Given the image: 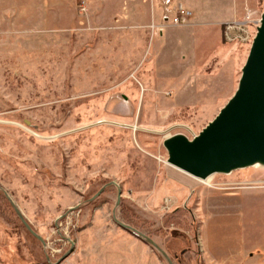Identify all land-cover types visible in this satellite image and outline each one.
<instances>
[{
	"label": "rangeland",
	"instance_id": "1",
	"mask_svg": "<svg viewBox=\"0 0 264 264\" xmlns=\"http://www.w3.org/2000/svg\"><path fill=\"white\" fill-rule=\"evenodd\" d=\"M190 1L216 7L213 31L155 34L176 3L193 21L182 0H159L154 24L153 0H0V264H168L114 217L174 264L264 255V166L204 182L171 166L163 145L198 135L232 97L264 0ZM233 19L244 32L224 39ZM188 62L180 91L155 83Z\"/></svg>",
	"mask_w": 264,
	"mask_h": 264
},
{
	"label": "water",
	"instance_id": "2",
	"mask_svg": "<svg viewBox=\"0 0 264 264\" xmlns=\"http://www.w3.org/2000/svg\"><path fill=\"white\" fill-rule=\"evenodd\" d=\"M256 32L247 60L241 68L238 86L212 121L192 139L181 133L164 139L163 145L168 151L167 161L199 179L217 172L227 174L254 164L264 166V10ZM103 190L104 188L97 191L90 201L99 196ZM120 197L119 188L117 204L120 202ZM7 198L25 229L43 244L45 241L42 237L31 228L8 196ZM114 220L157 248L168 264H174L149 236L115 217Z\"/></svg>",
	"mask_w": 264,
	"mask_h": 264
},
{
	"label": "crops",
	"instance_id": "3",
	"mask_svg": "<svg viewBox=\"0 0 264 264\" xmlns=\"http://www.w3.org/2000/svg\"><path fill=\"white\" fill-rule=\"evenodd\" d=\"M184 1L183 3H185L184 5L192 11V17L193 21H188L185 25H188L186 27H191L193 26V28L199 29V30H204V32L206 31H213L215 27H209L208 30H206L207 28V23H209L208 18L210 19V17H216L218 15L219 12H217L215 9L216 7H202V3H197L192 2L190 0H182ZM176 4H180V3H176ZM199 4V5H198ZM212 4H214L215 6H217V4H220L219 1H212ZM153 5H154V10L150 9V18L146 21V23L149 24V22L151 24H154L155 19L158 21L159 18V9H160V3L159 0H153ZM152 14V15H151ZM151 19V21H150ZM160 19V18H159ZM204 20V21H203ZM160 23H162V19L161 21H159ZM216 27H219V22L214 21ZM221 25V24H220ZM170 26H184L183 25H167L162 27V30L159 32H156L155 34H161L163 33V30L166 27H170ZM166 53V52H165ZM168 57H166V55L164 56V53L161 56L160 62L159 63H167L168 61ZM195 60V59H194ZM193 64H197L196 61H194ZM193 64L191 63H181L179 65V67L176 69V71L174 73H171L169 71L166 70H161L160 72V78L158 80L155 81V83H158L161 80H171L174 79V87H176V89H178L177 91H180L182 88V85L180 84V72L181 70L185 71L188 69L187 67L190 65L193 66ZM162 65V64H161ZM191 66V67H192ZM178 76V77H177ZM154 83V82H153ZM143 87V86H142ZM153 87V86H151ZM154 88V87H153ZM156 91L157 89L154 88ZM158 92V91H157ZM230 244V243H228ZM205 259L209 262V264H264V255L261 253H257L256 255H253L252 253H249L247 251H243V252H238V251H230L229 253H225V254H216V255H209L206 254Z\"/></svg>",
	"mask_w": 264,
	"mask_h": 264
},
{
	"label": "built area",
	"instance_id": "4",
	"mask_svg": "<svg viewBox=\"0 0 264 264\" xmlns=\"http://www.w3.org/2000/svg\"><path fill=\"white\" fill-rule=\"evenodd\" d=\"M174 11H176V12H175V14H173L171 16L170 19H169V17H166V16H164L162 18V23H161V26L158 28V31L159 30L161 31L162 27L167 26V25H171V24L172 25H183V24H186V16L189 15L190 12L188 10H185L184 7H182L181 4H176L174 6ZM241 22L240 21H236V20L233 19V21H226V22L222 23V25H223L222 26V34L224 36V39L232 38L231 35L234 34L233 32L235 30L237 32H241V31L244 32V28L241 29L242 27H240ZM151 28L153 29L154 25H152ZM229 35H230V37H229ZM70 210H73V208L70 209ZM70 242L72 243V241H70Z\"/></svg>",
	"mask_w": 264,
	"mask_h": 264
},
{
	"label": "bare ground",
	"instance_id": "5",
	"mask_svg": "<svg viewBox=\"0 0 264 264\" xmlns=\"http://www.w3.org/2000/svg\"><path fill=\"white\" fill-rule=\"evenodd\" d=\"M171 166L175 167V166L172 165V164H171ZM253 166H255V167H257V168L262 167L261 164H254ZM175 168H176V169L178 168V169L181 170L182 172H185V171H183L182 169H180L179 167H175ZM185 173L188 174L187 172H185ZM188 175L190 176L191 174H188ZM191 176L194 177V178H196V179H198V180H201V181L204 180V182H205V181L208 182V181L211 179V177L214 176V174L209 175V176H207L206 178H202V179H199V178H197V177H195V176H193V175H191Z\"/></svg>",
	"mask_w": 264,
	"mask_h": 264
}]
</instances>
